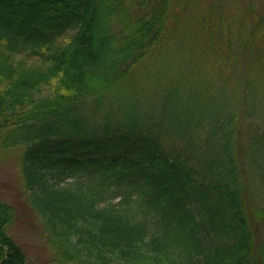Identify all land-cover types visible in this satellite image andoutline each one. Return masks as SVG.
Here are the masks:
<instances>
[{
  "label": "trees",
  "instance_id": "16d2710c",
  "mask_svg": "<svg viewBox=\"0 0 264 264\" xmlns=\"http://www.w3.org/2000/svg\"><path fill=\"white\" fill-rule=\"evenodd\" d=\"M174 1L134 0L133 15L128 0H0V152L23 146L54 263L264 264V134L241 138L222 106L191 108L213 93L185 70L160 104L139 92ZM15 218L0 198V264H26Z\"/></svg>",
  "mask_w": 264,
  "mask_h": 264
},
{
  "label": "rangeland",
  "instance_id": "374dc122",
  "mask_svg": "<svg viewBox=\"0 0 264 264\" xmlns=\"http://www.w3.org/2000/svg\"><path fill=\"white\" fill-rule=\"evenodd\" d=\"M128 1L131 3L129 13L138 14L139 6L134 10V0ZM172 8L168 34L155 47V58L148 56L141 63L140 75L144 77L137 84L139 92L146 95L154 90L157 104H160L169 80L185 70L182 82L190 84L188 79L195 75L198 80L206 81L207 90L214 94L205 96L204 104L197 103L191 108L199 112L222 106L223 114H234L241 138L263 136L264 57L259 60L257 50L264 45V28L254 27V24L264 11V0H175ZM112 22L115 29L121 27L117 17ZM249 52L254 54L253 59L243 57ZM21 58L40 63L29 54H22ZM248 77L253 78L256 87L250 94L245 80ZM158 78L163 80L162 85H156ZM252 95L254 98L248 101ZM138 99L142 108L148 109L146 101ZM103 106L108 105L104 103ZM250 106L252 109H247ZM95 113L100 118L99 112ZM22 150L23 146L17 145L0 152V198L16 208V218L9 231L23 248L26 264H57L51 260L52 250L41 218L29 201L21 171ZM257 185V192L263 196L256 202L264 207V179H257Z\"/></svg>",
  "mask_w": 264,
  "mask_h": 264
}]
</instances>
